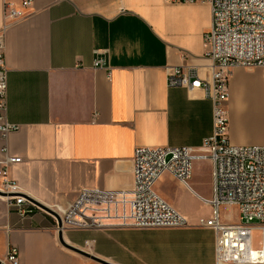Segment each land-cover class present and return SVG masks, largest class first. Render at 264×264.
<instances>
[{
  "label": "crops",
  "instance_id": "1",
  "mask_svg": "<svg viewBox=\"0 0 264 264\" xmlns=\"http://www.w3.org/2000/svg\"><path fill=\"white\" fill-rule=\"evenodd\" d=\"M210 25L207 2L33 0L5 31L7 118L19 124L8 146L21 158L9 175L23 196L53 210L81 188L129 190L136 147H200L212 132V101L202 88L168 86L166 68L208 77ZM259 73L264 67L231 71L226 108L236 83ZM229 140L264 145L230 126ZM198 164L189 188L169 173L154 186L185 217L187 198L201 196ZM62 237L79 248L92 241L90 252L113 264H215L214 231L200 225L63 228ZM11 245L19 264H100L60 243L52 214L36 206L21 217L0 195L1 262Z\"/></svg>",
  "mask_w": 264,
  "mask_h": 264
},
{
  "label": "built area",
  "instance_id": "2",
  "mask_svg": "<svg viewBox=\"0 0 264 264\" xmlns=\"http://www.w3.org/2000/svg\"><path fill=\"white\" fill-rule=\"evenodd\" d=\"M33 0H3L4 22L0 27V192L21 217L37 205L23 196L18 183L9 175L12 165L21 161L9 152L8 136L19 124L7 118V68L5 31L24 15ZM167 2H207L211 25L204 35L210 74L202 78L186 65L166 68L168 86L202 88L212 101V132L198 148L192 146H138L132 157V186L129 190L99 187L81 188L65 207L53 209L63 228L181 227L188 219L154 189L164 173L189 188L195 160L211 164L212 196L200 199L211 205L208 218L200 226L215 234V264H264V145H237L229 140L226 102L230 97L229 76L234 68L264 67V0H165ZM102 62L95 60L94 65ZM220 205L237 208L238 222H222ZM252 222H256L253 224ZM57 227V223H56ZM260 232L254 248L252 231ZM92 241L81 248L91 253ZM4 264H19V250L8 247Z\"/></svg>",
  "mask_w": 264,
  "mask_h": 264
},
{
  "label": "rangeland",
  "instance_id": "3",
  "mask_svg": "<svg viewBox=\"0 0 264 264\" xmlns=\"http://www.w3.org/2000/svg\"><path fill=\"white\" fill-rule=\"evenodd\" d=\"M233 110L228 106V118L230 131H239L245 138V143L256 142L264 139V73L256 76H244L234 88L231 100ZM210 165L206 159L199 160L198 167L201 169L195 177L198 184L196 191L202 198L209 199L212 196V180L205 172ZM194 166V165H193ZM192 166V168H193ZM188 184L191 185L190 179ZM155 189V188H154ZM169 202V201H168ZM212 213L211 205L205 203L195 195H190L186 200L185 214L188 224L198 225L200 218H208ZM219 218L222 222L237 223V208L233 205H220L218 207ZM256 224V222H252ZM253 247L260 244V232L252 231Z\"/></svg>",
  "mask_w": 264,
  "mask_h": 264
},
{
  "label": "water",
  "instance_id": "4",
  "mask_svg": "<svg viewBox=\"0 0 264 264\" xmlns=\"http://www.w3.org/2000/svg\"><path fill=\"white\" fill-rule=\"evenodd\" d=\"M0 195H2L1 192H0ZM36 205L38 207L46 210L47 212H49L50 214H52L54 216L56 223H57V228H58V238H59L60 243L64 247H66L69 250L76 252L82 256H85V257H87V258H89L95 262H98L100 264H113V263H111V262H109V261H107V260H105L99 256H96V255L89 253V252H87V251H85V250H83V249H81L75 245L69 244L68 242L64 241V239L62 237L63 226H62V222H61V219H60V216L58 215V213H56L55 211H53V210H51L45 206L40 205V204H36ZM0 264H4V263L0 261Z\"/></svg>",
  "mask_w": 264,
  "mask_h": 264
}]
</instances>
